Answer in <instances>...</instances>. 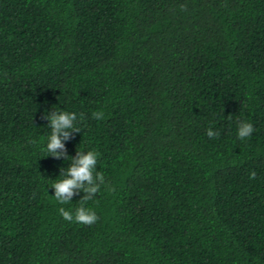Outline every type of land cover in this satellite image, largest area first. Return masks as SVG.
Here are the masks:
<instances>
[{"label":"trees","instance_id":"obj_1","mask_svg":"<svg viewBox=\"0 0 264 264\" xmlns=\"http://www.w3.org/2000/svg\"><path fill=\"white\" fill-rule=\"evenodd\" d=\"M53 109L98 153L90 226ZM0 264H264V0H0Z\"/></svg>","mask_w":264,"mask_h":264},{"label":"clouds","instance_id":"obj_2","mask_svg":"<svg viewBox=\"0 0 264 264\" xmlns=\"http://www.w3.org/2000/svg\"><path fill=\"white\" fill-rule=\"evenodd\" d=\"M92 116L97 120L103 119V113L100 111L94 112ZM43 118L48 121V127L51 129L50 135L47 136L44 151L55 158L63 157L66 161L70 159L69 167L60 174L63 178L57 180L52 186L55 200L60 204H66L71 201L76 192L83 191L84 193L80 198L81 205L75 209L74 214L63 207L59 209V213L66 221H75L90 226L98 220V216L92 209L85 207V203L92 200L100 191L101 185L105 183L103 174L95 171L98 153L95 150L86 153L76 151L74 159L65 154L63 141L69 138V131H81L75 124L77 121L76 113L53 109L51 115L45 114ZM253 132L254 126L251 123L239 122L237 133L239 139L243 140ZM207 135L209 138H216L219 133L208 129ZM57 149L60 151L58 152ZM255 176V171H252L249 179H255Z\"/></svg>","mask_w":264,"mask_h":264}]
</instances>
